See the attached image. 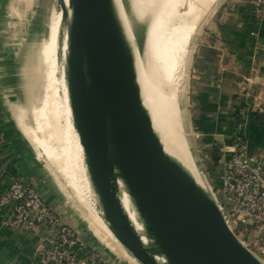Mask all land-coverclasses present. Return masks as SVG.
<instances>
[{"label":"water","instance_id":"water-1","mask_svg":"<svg viewBox=\"0 0 264 264\" xmlns=\"http://www.w3.org/2000/svg\"><path fill=\"white\" fill-rule=\"evenodd\" d=\"M67 81L102 215L140 264H264L229 225L213 193L170 158L143 105L112 0H69ZM121 176L145 220L146 245L118 198Z\"/></svg>","mask_w":264,"mask_h":264},{"label":"crops","instance_id":"crops-1","mask_svg":"<svg viewBox=\"0 0 264 264\" xmlns=\"http://www.w3.org/2000/svg\"><path fill=\"white\" fill-rule=\"evenodd\" d=\"M254 1L223 0L216 7L208 42L193 58L197 81L183 107L185 129L199 141L192 152L196 165L208 189L231 214L237 205L227 199L219 183L231 150L242 141L249 154L264 159V18L253 19ZM12 5L13 0H0V131L4 138L0 193L13 179L35 185L85 247L101 254L108 264H139L125 248L113 244L98 223L87 221L57 196L47 166L13 116L2 17L18 13ZM47 235L45 226H0V264H40L36 248Z\"/></svg>","mask_w":264,"mask_h":264},{"label":"bare ground","instance_id":"bare-ground-1","mask_svg":"<svg viewBox=\"0 0 264 264\" xmlns=\"http://www.w3.org/2000/svg\"><path fill=\"white\" fill-rule=\"evenodd\" d=\"M112 1L123 36L133 56L143 105L150 115L164 153L198 187L205 189V180L194 157L192 159L186 138L181 134L180 67L176 65V62H181L177 59V40L187 24L193 29L198 27L200 20L216 0ZM71 15L69 0L53 1L47 24L49 41L41 51L45 72V103L41 116L35 120L33 136L35 142L52 158V162L67 173L68 177L80 183L85 195V206L100 226L112 236L111 242L120 245L102 215L99 194L89 173L71 107L67 81ZM114 183L118 198L136 231L146 245L153 246L154 239L147 233L145 220L126 181L118 176ZM74 194L77 196L75 192ZM161 255L156 254L158 261L161 260Z\"/></svg>","mask_w":264,"mask_h":264},{"label":"rangeland","instance_id":"rangeland-1","mask_svg":"<svg viewBox=\"0 0 264 264\" xmlns=\"http://www.w3.org/2000/svg\"><path fill=\"white\" fill-rule=\"evenodd\" d=\"M53 1L54 0H13L12 6L18 13L2 16L4 17L3 22H5L6 28V54L8 60V78L6 81L10 89L11 108L14 118L20 124L23 132L37 150L40 159L47 166L50 179L51 181L53 180V187L58 193L57 196L59 198H65L74 208H77L87 221L90 222L91 218L98 223L84 204L85 195L80 183L68 177L67 173L53 163V160H51L52 158L35 142L33 136L35 120L41 116L43 111L42 107L45 103V72H43L44 65L41 51L43 46L48 44L49 41L47 24ZM222 2L223 0H216L212 4L209 11L200 20L196 29H193L189 24L184 26L181 30V37L177 40V45L179 47L177 50V59L178 62H181H176V65L180 67L179 115L181 134L186 138L191 155L199 141L191 132L185 129L183 123V107L185 108L186 106L194 79L197 81L196 77H193V58L195 53L197 54L199 52V48L208 42L209 35L212 33L213 28L214 10L216 7L220 6ZM189 29L191 32H189ZM73 191L77 196H75ZM263 225L264 224L261 222L245 226L237 225L236 222L233 223L235 231H237L241 241L264 261ZM94 226L100 231L98 225L94 223ZM103 231L107 234L110 241H112L113 238L108 234L106 229H103ZM99 235L102 237L101 233H99ZM129 254L131 255V253ZM131 256L133 257V255ZM160 261L159 262L162 264H167L164 255H161Z\"/></svg>","mask_w":264,"mask_h":264},{"label":"built area","instance_id":"built-area-1","mask_svg":"<svg viewBox=\"0 0 264 264\" xmlns=\"http://www.w3.org/2000/svg\"><path fill=\"white\" fill-rule=\"evenodd\" d=\"M252 16L255 21L263 20L264 0L254 1ZM3 143L0 131V159ZM231 152L228 164L219 175V183L227 199L237 205L235 215L227 212L225 205L214 197L235 231V222L241 226L264 223V159L249 154L242 141ZM21 225L48 229V235L36 248L40 264H108L101 254L79 241L74 229L62 220L35 185L13 179L0 193V226Z\"/></svg>","mask_w":264,"mask_h":264},{"label":"trees","instance_id":"trees-1","mask_svg":"<svg viewBox=\"0 0 264 264\" xmlns=\"http://www.w3.org/2000/svg\"><path fill=\"white\" fill-rule=\"evenodd\" d=\"M258 117V116H257Z\"/></svg>","mask_w":264,"mask_h":264}]
</instances>
